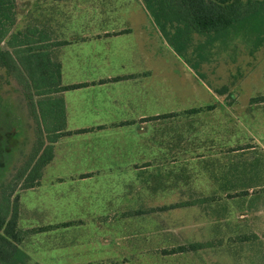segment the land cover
Here are the masks:
<instances>
[{
  "label": "crops",
  "instance_id": "0c3cea01",
  "mask_svg": "<svg viewBox=\"0 0 264 264\" xmlns=\"http://www.w3.org/2000/svg\"><path fill=\"white\" fill-rule=\"evenodd\" d=\"M165 42L142 0H0V89L22 86L27 57L58 63L53 87L83 84L50 95L64 108L54 133L70 132L39 183L17 192L19 226L37 229L20 245L30 262L198 264L221 250L234 264H264V166L256 155L249 170L220 156L213 173V162L188 156L190 121L216 105ZM231 93L221 94L228 105ZM249 104L264 105V94Z\"/></svg>",
  "mask_w": 264,
  "mask_h": 264
},
{
  "label": "trees",
  "instance_id": "16d2710c",
  "mask_svg": "<svg viewBox=\"0 0 264 264\" xmlns=\"http://www.w3.org/2000/svg\"><path fill=\"white\" fill-rule=\"evenodd\" d=\"M142 1L166 43L203 79H206L204 65L216 62L223 54H237L239 44L242 43L251 54L264 47V0ZM5 61L6 66L11 65L6 58ZM23 63L30 71L22 74V86L0 89V264H29V255L20 245L26 236L37 229H24L19 226L17 191L39 183L42 168L53 158V143L61 134L70 132L54 133L56 126L52 131L45 128L44 134L40 126L41 133L27 136V144L30 146L27 150L23 149L26 137L21 136L18 130L32 129L33 123H19L18 113H11L12 108L6 103V98L9 94L18 98L19 104L12 105L24 104L35 119L43 111L42 108L38 110L36 102L39 104L42 98L47 99V112L50 119H54L51 116L55 113L56 116L62 113L63 117L64 108L60 99H51L50 95L83 85L79 83L53 87L57 82L56 78L60 76L59 65L47 58L27 57ZM39 66H47L50 71L44 72V67ZM12 77V72L5 74L6 86L12 85ZM48 79L52 80L51 83ZM35 80L45 81L47 87H38ZM216 91L219 94L229 92L227 86L216 88ZM229 96L233 97V94L229 92ZM260 98L263 97L256 99ZM55 104L57 108L53 107ZM199 110L200 108H193L190 111ZM200 247L193 246V249ZM185 249L182 247L180 250Z\"/></svg>",
  "mask_w": 264,
  "mask_h": 264
},
{
  "label": "rangeland",
  "instance_id": "374dc122",
  "mask_svg": "<svg viewBox=\"0 0 264 264\" xmlns=\"http://www.w3.org/2000/svg\"><path fill=\"white\" fill-rule=\"evenodd\" d=\"M164 44L165 46L163 47L166 51L171 50L166 42ZM238 47L239 52L237 54H223L216 62L204 65L203 71L205 72L206 79L198 76L212 90V103H215L216 106L212 112L197 114L195 115V119L190 121V128L195 130V133L192 132V136H190V139L193 140L191 141V145L196 146L197 149L188 153V156H197V158H203L204 161L213 162V173L221 171L222 156L230 157V165L239 162V166L249 170L254 169L250 165V162L256 158V155L259 156V162H261L262 167L264 166V152L262 151L264 150V105L255 106L249 104L250 98L264 94V47L258 49L253 54L242 43ZM174 60L177 59L174 57ZM224 86L228 87L229 92L236 93L237 98L232 105L226 103V95L222 96L216 91V88ZM208 96L209 93L204 94V97L208 98ZM46 100L42 99L39 104L36 102V99L34 100L37 106H39L38 110L43 109V111L37 114L38 116L35 119L30 115L27 106H23L24 104L22 106L12 105H15V103L19 104L18 98L15 96L11 97V94L6 98V103L12 108L11 113H18L17 118L19 123L22 125L28 121L33 123L32 129L20 128L18 130L21 136L26 137L23 149L27 150L30 146V144H27V136L30 134L39 135L41 133L40 126L43 132L46 129L52 131L57 126V121L54 120L57 118L56 113L54 116H51L54 119H50V115L47 112L49 111V106ZM53 107H56V104ZM245 144L249 148L239 151V153L225 155L227 149ZM0 148H2V145H0ZM236 160L238 161L235 162ZM243 161H246V164L241 165ZM215 166L217 170L214 169ZM199 186L203 192L209 191L208 185ZM261 208L263 212L264 204H261ZM197 211L198 222H202L201 226H205L204 217L206 214L203 211ZM204 211L207 212V210ZM261 216L263 230L264 213ZM238 218L243 217L238 216ZM218 222L220 223L219 220ZM246 249L243 251H246ZM220 252L221 250H214L210 255L200 257L198 264H234V261H231L232 258L228 260L223 257L221 258ZM48 259L56 262L55 259ZM29 264L34 263L29 262Z\"/></svg>",
  "mask_w": 264,
  "mask_h": 264
}]
</instances>
